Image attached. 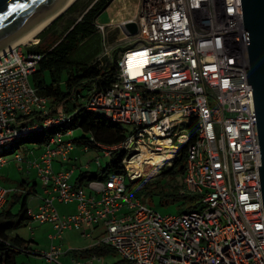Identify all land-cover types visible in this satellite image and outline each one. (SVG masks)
Masks as SVG:
<instances>
[{
    "label": "built area",
    "instance_id": "built-area-1",
    "mask_svg": "<svg viewBox=\"0 0 264 264\" xmlns=\"http://www.w3.org/2000/svg\"><path fill=\"white\" fill-rule=\"evenodd\" d=\"M241 0H138L131 19L135 34L117 23L95 22L101 38L98 65L111 63L112 81L95 83L70 113L51 115L50 101L30 82L40 54L22 50L36 42L0 53V164L2 155L18 148L23 137L57 130L42 145L37 174L48 183L28 222L49 223V247L38 253L43 262L64 264L55 242L66 230L90 236L102 228L99 241L132 264H264V211L259 178L260 146L252 87L247 83ZM115 30L109 41L110 30ZM115 55V59H114ZM78 109L93 111L123 130L121 142L95 148L110 157L122 152L124 161L142 149L167 153L170 166L186 147L181 193L197 196V209L160 214L129 193L126 174L110 173L86 183L87 192L71 182L75 167L55 171L53 162L69 160L71 123ZM32 113L40 121L25 122ZM194 139L188 143L190 128ZM22 142V141H21ZM88 145H83L87 150ZM130 158V159H127ZM14 160L21 161L20 154ZM99 166V158L95 159ZM12 190V189H11ZM0 185V211L11 191ZM74 203L60 215L55 203ZM92 255L86 264H92ZM35 264V263H22Z\"/></svg>",
    "mask_w": 264,
    "mask_h": 264
},
{
    "label": "trees",
    "instance_id": "trees-1",
    "mask_svg": "<svg viewBox=\"0 0 264 264\" xmlns=\"http://www.w3.org/2000/svg\"><path fill=\"white\" fill-rule=\"evenodd\" d=\"M112 0H75L60 16L45 27L37 35V43L29 46V50L40 54L35 71L30 75V82L37 93L50 101V114L61 111L73 112L79 105L77 96L84 95L92 83L105 88L112 81L111 63L98 65L95 61L101 49V38L96 32L95 22L99 14L106 9ZM60 24V25H59ZM115 59V55H114ZM42 114L32 113L24 117L25 122L40 121ZM71 128H78L81 135L72 139L74 143L95 147V142L106 145L121 142L123 130L116 124L99 116L93 111L78 109ZM191 127V126H190ZM194 128L191 127L188 143L194 139ZM64 128L47 129L37 132L21 140L40 146L48 141L55 131ZM20 141V143H21ZM186 147L180 149L177 158L169 166L163 168L153 181L141 182L139 191L148 198L157 197L160 205L178 203L186 210L197 209L196 195L181 193V178L184 173ZM6 154V153H5ZM124 154L114 153L107 163L96 171H80L75 184L94 179H105L110 173L126 174L122 164ZM135 178L129 181H136ZM138 181V180H137ZM127 187L129 188L128 184ZM131 191V189L129 188ZM132 193V192H131ZM134 196L135 193H132ZM17 195V200L10 199L0 211V264H19L15 260L16 253H22L28 247L19 236L9 237L7 229L19 225L27 219L26 195ZM137 196V195H136ZM21 198V200H19ZM20 201L17 212L12 210L13 202ZM110 246L98 243L83 251L97 255L107 251ZM29 248V247H28ZM31 249V248H30ZM113 249V248H111ZM114 250V249H113ZM115 251V250H114Z\"/></svg>",
    "mask_w": 264,
    "mask_h": 264
},
{
    "label": "rangeland",
    "instance_id": "rangeland-1",
    "mask_svg": "<svg viewBox=\"0 0 264 264\" xmlns=\"http://www.w3.org/2000/svg\"><path fill=\"white\" fill-rule=\"evenodd\" d=\"M125 2L124 0H118V4H122L123 2ZM122 2V3H121ZM117 4V6H118ZM113 10V9H112ZM111 11L108 10V8L104 9L98 16V23H117L118 20L112 21L111 18ZM60 25V24H59ZM115 30H110L109 32V41H112V38L115 34ZM37 40V36L36 38L33 40V42H35ZM29 47L26 46H22V50L27 51ZM80 129L75 128L73 129V134L72 136H69L67 134L62 135V140L66 141V140H72L74 138H78L81 135V131H79ZM32 149L33 151L35 149V146L32 142L29 141H24L21 142L18 146V148H16L13 152H9L6 154L2 155L3 160L6 162L5 165H3L2 167H0V185L6 189H14L17 184L21 181V179L25 180L27 182L28 187L30 186V184L32 183H36V187L38 189V192L41 191V185H42V180L36 176L35 171L30 170L28 167H26L25 161L18 163L17 161H14V155L15 154H20L21 157H23L24 159L27 158L28 156V152L29 150ZM72 153V157L70 159H73V163L76 164L77 166H86L89 167L91 171H96L98 170L99 167H97L98 165L96 164V157L99 158V162L101 167L104 166L107 161H109L110 157L104 156L103 152L99 149L93 148V147H89L87 150H83V144H79V143H74L73 144V150L71 151ZM32 158V157H31ZM130 159V158H127ZM165 159H160L158 162H154L155 165L161 164V162H163ZM126 162L128 163L129 160L124 161L123 164L129 169L130 167L126 165ZM55 164V162L53 163ZM19 166H23V171H19L18 167ZM53 166V165H52ZM131 167H133L132 165H130ZM54 167V166H53ZM138 167V166H137ZM169 167V166H167ZM56 168V167H55ZM134 168V167H133ZM164 167L161 168H156V167H151V166H145L139 165V167L137 169H139V175L136 177L138 179H136V181H129L126 180V185L128 184L129 188L131 189V191L129 190V193H135L136 195L133 196L136 198H139V200L143 203L146 204L148 206H151L153 208H155V210H157L160 214H176V213H182L187 211L185 206H182L178 203H172V204H168V205H160L159 204V200L157 197H150L148 198V196L144 195L143 193H140L139 189L141 187V185L139 184V181L141 182H149L153 181L156 177H158L161 173V171L163 170ZM76 170V169H75ZM135 170L133 169V172ZM141 174V175H140ZM77 177V170L75 171V173L72 176L71 181H75V178ZM138 180V181H137ZM83 191H86V186H83ZM132 192V193H131ZM11 193V192H10ZM10 195V194H9ZM12 195V194H11ZM27 198V205L29 206H33L34 205V196L31 195H26ZM55 206L57 208V211L59 214H63V213H67L73 211L70 207V204H64V203H55ZM20 208V201H16L13 202L12 205V210L14 212H17V210ZM52 226L49 223H43L40 224L38 222H33L31 224L27 223V221H23L22 223H20L19 225H14L11 228L7 229L6 233L9 237L12 236H19L24 238L25 240H27L28 242L31 240H34V242L38 243V245L40 247H44L46 245L45 242L46 241V237L48 234L52 233ZM101 234V232L99 230H97L95 232V235ZM97 239V238H96ZM93 239L91 238H86L85 236H83L80 231L76 230V229H72V230H66L63 232L62 234V239L58 240L57 242H55L57 245L60 246L62 251H71L72 252H78L79 250L83 249L84 247H87L88 245L92 244ZM48 247L50 245V239L48 238ZM103 244V243H101ZM38 246V247H39ZM37 247V249H39ZM110 248V247H109ZM43 249V248H42ZM15 260L17 263H22V262H28V261H33L31 260V258L23 253H16L14 255ZM98 259H95L93 261L92 264H132L129 263L127 261H125L124 259L121 258L120 255L117 254L116 251H114L113 249H107V251L103 252V253H99L96 255ZM76 261H78V263H74V264H84L86 263V258L83 257H79L77 256V258L75 259Z\"/></svg>",
    "mask_w": 264,
    "mask_h": 264
},
{
    "label": "water",
    "instance_id": "water-1",
    "mask_svg": "<svg viewBox=\"0 0 264 264\" xmlns=\"http://www.w3.org/2000/svg\"><path fill=\"white\" fill-rule=\"evenodd\" d=\"M65 1L0 0V50L24 37L38 22L47 18ZM74 1L72 0L65 10ZM241 6L246 78L252 87L260 146L258 170L264 211V0H241ZM121 29L126 35H132L137 31V24L133 20H128L121 25Z\"/></svg>",
    "mask_w": 264,
    "mask_h": 264
},
{
    "label": "crops",
    "instance_id": "crops-1",
    "mask_svg": "<svg viewBox=\"0 0 264 264\" xmlns=\"http://www.w3.org/2000/svg\"><path fill=\"white\" fill-rule=\"evenodd\" d=\"M98 19H96V21H97ZM34 144V143H33ZM45 144V143H44ZM44 144H42V145H44ZM79 144H81V143H79ZM42 145H40V146H37L36 144H34V146H35V149L34 150H36V151H33L32 149H30L29 150V152H28V156H27V158L26 159H24L23 157H22V160L21 161H17L18 163H21V162H23V161H25V164H26V167H28L30 170H33V171H35V174H36V176L37 177H39L38 176V174H37V170H36V167L33 165L35 162H37L38 161V159H39V156H40V154H41V152H42V148H43V146ZM89 148V147H88ZM95 148V147H94ZM73 155H72V153L70 152V154H69V160H66V161H62L60 158H57L54 162H55V164H52L53 166V169L55 170V171H57V170H60V169H64V168H71L72 166H74L75 167V169L77 170V175H78V173H80V171H85V170H90V168L89 167H86V166H84V167H82V166H77L76 164H74L73 163V159H70V158H73L72 157ZM32 157V158H31ZM14 161H16V160H14ZM53 162V163H54ZM5 163L6 162H4V163H2V164H0V167H2L3 165H5ZM56 167V168H55ZM97 167H101V165H99V166H97ZM23 166L21 167V166H19L18 167V170L19 171H23ZM74 169V171L72 172V176H73V174L75 173V170ZM91 171V170H90ZM72 176H71V179H72ZM77 178V177H76ZM76 178H75V181H76ZM75 181H71V182H73L74 184H75ZM88 181H82L81 182V184H78V185H76V186H78V187H80V188H82L83 186H85L86 185V183H87ZM36 185V183H32V184H30V186L28 187V185H27V182L25 181V180H23V179H21V181L17 184V186L13 189V190H11L8 194H7V198H6V204H8L9 203V201H10V199H11V201L12 200H17L18 198L17 197H15V196H17V195H14V194H25V193H27V195L29 194V195H33L34 196V198H33V202H34V205L33 206H29V205H27V198H26V200H25V202H26V208L27 209H35L38 205H39V203L41 202V200H42V198H44L45 196H47L48 194L45 192V189L46 188H48V183L47 182H45V181H42V185H41V191L40 192H38V189H37V187L35 186ZM85 192H87V188H86V191ZM10 194V195H9ZM12 194V195H11ZM19 200H21V198L19 199ZM19 202V201H18ZM70 204V207H72L71 209L74 211V203H69ZM73 211H71V212H68V214H70V213H72ZM67 213H63V214H60V215H66ZM26 221H27V223H29L28 222V217H27V219H26ZM30 224V223H29ZM53 230V229H52ZM97 230H99L101 233H102V228L100 227V226H95L93 229H92V234L90 235V236H85L86 238H92L93 239V242H92V244H90V245H88L87 247H84L83 249H81V250H79L78 252H72L71 253V251L69 250V251H62V253H61V255L59 256V259H60V261L62 262V263H64V264H74V263H78V261H76L75 259L77 258V256H79V257H83L84 256V258H86V260L89 258V257H91L92 255H94V254H91V253H89L88 251H83V250H85V249H87V248H90L91 246H93V245H96V244H98V243H101L100 241H99V239H100V237H101V234H99V236L98 235H95V232L97 231ZM79 231V230H78ZM53 232V231H52ZM51 234V233H50ZM49 234V235H50ZM20 238H22V237H20ZM48 234H47V237H46V241L48 242ZM97 238V239H96ZM24 241H25V244L26 245H28V247L29 248H31V249H33V250H36V251H38V253L39 252H42V251H44V250H46L47 248H48V243L47 242H45L46 243V245L44 246V247H40L39 245H38V243H36V242H34V240H31V241H27V240H25L24 238H22ZM39 246V247H38ZM37 247L39 248V249H37ZM43 248V249H42ZM37 252L36 253H32V254H25V255H27V257L29 256L30 258H31V260H33V261H28L27 263H35V264H38V263H42L43 262V257H41V255H39ZM24 254V253H23ZM94 256H96V255H94ZM97 257V256H96ZM22 263H24V262H22ZM22 263H19V264H22ZM26 263V262H25ZM130 263V262H129ZM84 264H86V263H84Z\"/></svg>",
    "mask_w": 264,
    "mask_h": 264
},
{
    "label": "bare ground",
    "instance_id": "bare-ground-1",
    "mask_svg": "<svg viewBox=\"0 0 264 264\" xmlns=\"http://www.w3.org/2000/svg\"><path fill=\"white\" fill-rule=\"evenodd\" d=\"M125 2H121L122 4H118V0H112L109 5L106 7L110 10L111 13V20L115 21L118 20H128L131 19L135 13L136 6L138 4V0H124ZM72 2V0H66L59 8H57L54 12H52L47 18H44L40 22H38L35 27L30 30L24 37L19 39L18 41L10 44L0 50V53L5 51L6 49L13 48L14 46L24 45L33 42L39 32L44 29L47 25H49L51 20H54L59 14H61L65 8ZM118 4V6H117ZM113 9V10H112ZM36 42V41H35ZM160 159H168L167 153L163 154H155L153 152H149L148 150L142 149L137 155H135L134 159L130 160L128 163L126 162L127 166L132 165L134 167V173L136 176L139 173L138 163H149L154 165V162H158ZM162 163V162H161ZM141 175V174H140Z\"/></svg>",
    "mask_w": 264,
    "mask_h": 264
}]
</instances>
